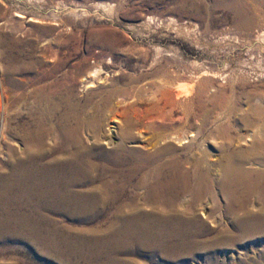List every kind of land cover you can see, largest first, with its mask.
Masks as SVG:
<instances>
[{"label":"bare ground","instance_id":"bare-ground-1","mask_svg":"<svg viewBox=\"0 0 264 264\" xmlns=\"http://www.w3.org/2000/svg\"><path fill=\"white\" fill-rule=\"evenodd\" d=\"M256 37L264 38V28ZM23 42L0 32V233L42 242L62 260L112 264L140 246L189 250L209 231L214 213L212 222L222 229L228 216L248 234L264 232V105L251 107L236 138L219 132L227 144L222 141L220 156L211 159L197 142L200 132L184 131L165 113L120 116L112 133L73 90L60 95L57 110L44 101L57 92L44 88L57 82L64 60L53 57L49 65L25 58ZM29 99L35 105L22 117L18 110ZM51 214L86 222L109 217L105 225L71 232Z\"/></svg>","mask_w":264,"mask_h":264},{"label":"rangeland","instance_id":"rangeland-1","mask_svg":"<svg viewBox=\"0 0 264 264\" xmlns=\"http://www.w3.org/2000/svg\"><path fill=\"white\" fill-rule=\"evenodd\" d=\"M262 28L264 0H0V32L24 40L19 49L25 58L49 65L57 56L64 60L57 82L44 88L57 95L44 101L59 110L60 95L73 90L112 133L121 117L165 113L184 131H199L197 142L211 159L220 156L222 141L227 144L219 132L236 138L251 107L264 105V38L256 37ZM190 84V93L177 94ZM30 100L18 110L22 117L35 105ZM51 216L71 232L108 222L106 214L90 222ZM218 216L212 214L209 231L189 250L140 246L112 264H260L264 232L248 234L228 216L222 229L212 222ZM0 263L89 264L56 258L44 243L9 232L0 233Z\"/></svg>","mask_w":264,"mask_h":264}]
</instances>
